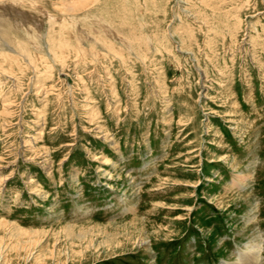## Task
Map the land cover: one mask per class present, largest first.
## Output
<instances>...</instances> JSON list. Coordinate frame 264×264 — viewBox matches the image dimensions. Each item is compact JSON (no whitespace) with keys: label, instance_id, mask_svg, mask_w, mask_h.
<instances>
[{"label":"rangeland","instance_id":"rangeland-1","mask_svg":"<svg viewBox=\"0 0 264 264\" xmlns=\"http://www.w3.org/2000/svg\"><path fill=\"white\" fill-rule=\"evenodd\" d=\"M18 8L32 30L0 46L1 263L233 264L249 244L264 264V0Z\"/></svg>","mask_w":264,"mask_h":264},{"label":"bare ground","instance_id":"bare-ground-1","mask_svg":"<svg viewBox=\"0 0 264 264\" xmlns=\"http://www.w3.org/2000/svg\"><path fill=\"white\" fill-rule=\"evenodd\" d=\"M20 1V0H19ZM19 1L18 0H0V46H4L7 50H12L11 48L7 47L5 45V41L6 39H9L10 36L13 35L14 33V30L16 28H19L21 27L22 29H28V30H32L31 28H28V22H31V19L25 15L24 13L20 12V10H17L19 9L18 8V5H19ZM30 3V2H29ZM88 3V2H87ZM21 6V5H20ZM26 6H31V4H26ZM25 4H24V7H26ZM73 6V5H71ZM81 6V4H80ZM61 8V7H59ZM58 8V10H59ZM63 8H64V5H63ZM60 10V11H63L65 9ZM81 8V7H80ZM76 10V9H75ZM67 12V11H66ZM43 13V12H42ZM61 13V12H60ZM63 13V12H62ZM30 15V14H29ZM33 14H31L32 16ZM63 15V14H61ZM67 15V14H66ZM90 15V14H89ZM64 17V16H63ZM84 17V16H83ZM15 18L16 20L14 21ZM87 18V17H86ZM33 19V18H32ZM90 19V18H89ZM66 21V20H65ZM36 22V21H35ZM33 23V22H32ZM64 23V22H63ZM62 23V24H63ZM75 23V22H74ZM51 24V23H50ZM49 24V25H50ZM64 25V24H63ZM66 25V24H65ZM74 25V24H73ZM28 26V27H26ZM31 27L33 28L34 30V34L39 32L38 28L36 29L35 26H32ZM35 27V28H34ZM85 27V26H84ZM89 27V26H88ZM93 27V26H92ZM109 27V26H107ZM64 28V27H63ZM88 33V32H87ZM30 34V33H29ZM33 34V35H34ZM40 34V33H39ZM82 35V34H81ZM84 35V34H83ZM31 36V35H30ZM105 36V35H104ZM92 37V36H91ZM100 40V39H99ZM38 45L40 44H37V47H39ZM62 45V44H61ZM96 45V44H95ZM3 47V48H4ZM42 47V46H40ZM39 47V48H40ZM52 48V47H51ZM83 49V48H82ZM96 49V48H95ZM98 50V49H97ZM48 51V50H47ZM12 52V51H11ZM94 52V51H93ZM25 53V52H24ZM95 54V53H94ZM2 55V54H1ZM96 55V54H95ZM25 57V56H24ZM63 57V56H62ZM5 60H10V56L8 55H4L3 57ZM3 62V61H2ZM42 66V65H41ZM3 68V67H2ZM1 69V68H0ZM3 70V69H2ZM10 70V69H9ZM40 84V83H39ZM6 104V103H5ZM7 105V104H6ZM6 107V106H5ZM242 177V180L241 181H244V180H247V177L244 178V176H240ZM244 179V180H243ZM3 181V180H2ZM1 183V182H0ZM2 184V183H1ZM246 186V182H240L238 184V187L239 189H242ZM3 223V222H2ZM6 225V224H4ZM69 228V227H68ZM67 228V230H68ZM69 229H72V226L71 228ZM69 232V231H68ZM141 241V240H140ZM138 245V243H137ZM147 242H145L144 240L141 241L139 243V247L140 248H145L147 247ZM246 252H244L243 254L240 255V257L238 258L237 262L233 263V264H260V259L261 258V249L259 246L257 245H249L247 244L246 245ZM147 250V249H145ZM245 251V250H244ZM4 260V259H3ZM5 261V260H4ZM2 261L0 260V264H3L1 263ZM45 264V263H44Z\"/></svg>","mask_w":264,"mask_h":264}]
</instances>
